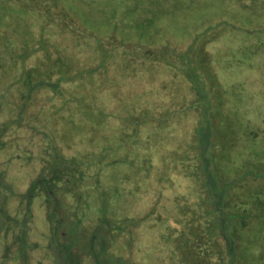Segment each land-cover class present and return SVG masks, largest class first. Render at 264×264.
I'll list each match as a JSON object with an SVG mask.
<instances>
[{
  "label": "rangeland",
  "instance_id": "374dc122",
  "mask_svg": "<svg viewBox=\"0 0 264 264\" xmlns=\"http://www.w3.org/2000/svg\"><path fill=\"white\" fill-rule=\"evenodd\" d=\"M208 29L226 33L210 50L220 77L242 82L226 87L233 108L263 119L264 70L253 74L244 60L257 49L264 56V0H0V264H228L213 217L217 247L195 252L200 241L214 240L195 221L213 205H202L194 158L198 116L182 103L195 96L168 67L180 62V50H164L186 48L179 46L189 34ZM250 38L244 45L252 51L225 42ZM229 59L233 66L223 70ZM194 68L189 72L202 70L212 87L214 140L227 144L243 131L247 141L242 151L250 159L236 156L241 169L227 159L222 174L264 177V124L235 112L225 120L229 101L211 68ZM71 76L76 83H68ZM96 108L109 117L98 119ZM146 113L150 118L128 122ZM62 168L78 173V184L72 194L59 191L62 222L54 236L44 196L33 200L29 224L22 198L40 174ZM257 190L264 193V185ZM254 219L236 249L246 264H264V211ZM22 220L29 226L23 235Z\"/></svg>",
  "mask_w": 264,
  "mask_h": 264
},
{
  "label": "trees",
  "instance_id": "16d2710c",
  "mask_svg": "<svg viewBox=\"0 0 264 264\" xmlns=\"http://www.w3.org/2000/svg\"><path fill=\"white\" fill-rule=\"evenodd\" d=\"M224 23L227 24L225 21ZM209 30V29H208ZM204 30L200 33H197L196 35L189 34L188 38L182 42V45L179 47H186V48H178L176 45L170 46L167 49H164L168 53L176 52L175 54L179 53L181 54L180 62L177 60L172 59V61L168 64V67L170 68L171 72H174V74H177L179 79H185L189 85L187 87H190V89L193 92V95L195 96L194 99H190L187 101L183 98V105H186V111L190 112L191 110H194V112L197 113L198 116V129L196 130V139H195V148H194V158L198 160V164L196 166V169L199 170V172L202 174V181H199L200 190L202 191V205L204 202H212L213 207L211 206L209 211L205 210V207L199 212L197 218H195V221L198 222L197 226H202L206 229H208L207 233L209 238L213 240L211 243L212 245H208V241L202 242L200 241L198 250H195L196 253H203L207 254L206 252H209L207 246H214L217 247L215 244V237L211 234L212 228L214 230V227L210 226V217H213L214 222H218L220 225V235H222V239L226 246V253L228 254L229 261L228 264H246V260H242L243 254L241 253V250H237V240L238 237L241 236L243 239H245V234L247 230L249 229V225L254 224V216L255 212L257 211H264V193L260 194L261 190H257V188L261 185H264V177H252L250 175H244L239 171L233 172L231 169H229V175L222 174L221 168L222 163L229 160L232 162L231 164H234L238 168L241 169V165L239 161L237 160V157L244 158L245 160L250 159L248 156H245L242 150V146H245L247 141H242L241 137L244 136L243 131L241 132L239 138L236 137V140L233 139V141H228L227 144L225 142L221 141H215L214 135L211 133L214 129V124L212 122V115L213 112L208 107H212L214 103V98L212 102V96H214L211 92V89H209V81L204 79V76L201 73V71H198L199 74L192 75L189 72V67H192L194 70V66L198 65L199 69H202L203 65L206 63L211 68V75L212 78L215 79L217 84L222 90L223 93V99L227 101L229 104L228 108L224 109V116L225 120H229L232 115H234L231 112H235V116L237 114L243 115L244 120L246 123H251L253 121H259L262 124H264V118L259 119V115L257 118H254L249 112L248 108L242 111L240 109L239 111L235 110L233 108V104L230 102V97L227 95V88L228 86L234 84H241L242 82H239L237 80L227 82V80L220 77L221 73L218 71V65L217 61L214 60L215 55L212 54L210 51L211 49L215 51L219 48V39L224 38V34H226L224 31L216 33L217 31H211V30ZM221 34V35H220ZM251 41H253L251 38L247 41L243 40L240 41L239 45H233V41L225 40L229 45H232V47H237V49L242 48L245 46L244 44H249ZM261 44L264 45V42H261ZM231 47V48H232ZM246 47V46H245ZM249 50L253 49L252 47L248 46L246 47ZM177 49V50H176ZM152 50V49H150ZM178 50H180L178 52ZM220 51V50H219ZM237 51V50H235ZM252 51V50H251ZM264 54V52H263ZM258 49L255 50V53L252 57L245 59L249 64V70L253 72V74H257L260 70H264V56H260ZM175 62V63H174ZM179 62L181 64V67L178 68L175 66ZM242 61H239V64ZM227 65L229 67H227ZM233 66V61L230 59L228 62H223L222 69L224 70L225 67L229 69ZM263 66V69H262ZM186 69V71H185ZM185 72L186 75H183L182 72ZM188 71V72H187ZM188 74H187V73ZM219 73V74H218ZM192 75V76H191ZM89 80L80 81L79 84H88ZM69 84L76 83V79L72 76L68 79ZM182 83V82H181ZM183 86H185L184 83H182ZM55 90L59 88V86L53 84L52 85ZM35 89V88H34ZM203 90V91H202ZM182 90L178 89V92ZM211 93V96H210ZM206 104V105H205ZM210 105V106H209ZM92 113L93 108L91 106H88L85 108ZM95 108V106H94ZM97 111L94 109V115L100 114V120L104 121L105 118L109 117L107 114L103 112V110L96 108ZM233 110V111H231ZM98 113V114H97ZM147 114V113H146ZM188 113H186L187 115ZM88 120L91 119V115H87ZM94 116V117H95ZM147 116L150 118V114L144 115V116H135L132 117V119H128L131 125H134V123H137L139 121H142L147 118ZM13 121V120H12ZM96 122V121H95ZM259 123V125L261 124ZM160 126H162L161 123H159ZM229 125V124H228ZM229 128V126H228ZM219 136L226 140V133L223 130H219ZM125 135V134H124ZM126 137V136H125ZM129 139L128 137H126ZM227 142V140H226ZM224 150V151H223ZM227 152L230 154L228 155ZM231 152H234V157L231 156ZM229 156V157H228ZM245 156V157H244ZM183 157V156H182ZM185 158V157H184ZM228 159V160H227ZM50 161V160H49ZM48 161V163H49ZM144 161V159H143ZM145 161H148L145 159ZM151 161V160H149ZM47 163V164H48ZM87 163V162H85ZM227 163V162H226ZM46 164V165H47ZM72 167V166H71ZM233 168V167H232ZM234 169V168H233ZM45 170V166L43 168V173ZM73 170V167H72ZM40 174L38 179L35 181V183L32 184L31 188L26 192V194L23 195V198L25 200V203L28 204L29 208H27L30 211L26 212V215L23 220L28 222L29 219L33 218V213L31 211V205L33 203V200H36L37 197L44 196V203L48 204V207L46 208V211L48 213V221L49 217L52 219H56L55 224L53 226L52 234L54 236H58L60 233V225L62 220L57 216L56 210L58 208V204L60 203L61 199L59 196V191L61 189L65 193H71L75 191V184H78L76 177L78 173L75 175L71 174L72 172L68 173V171L65 169H57L54 171L53 174L50 175L48 178L44 174ZM60 182L62 184H59ZM257 186V187H255ZM243 188L249 189L250 193L247 195L242 194ZM244 189V190H245ZM241 190V191H239ZM80 193V192H79ZM57 201V203L55 202ZM195 202V201H194ZM24 204V203H23ZM195 206L199 208L198 203H195ZM193 217V216H192ZM191 217V218H192ZM8 221H14L12 217L6 216ZM236 218V219H234ZM22 220V226L20 225V234L28 233L29 226L28 224L30 222L25 223ZM232 220L235 222L232 224ZM27 224V226H26ZM212 227V228H211ZM199 232L201 231L200 228ZM11 229H9L10 231ZM205 231V232H206ZM215 232V230H214ZM243 235V236H242ZM61 245V244H60ZM26 246V245H25ZM63 247V245H61ZM241 248H243V244L240 243L239 245ZM24 246H22L23 248ZM203 247V250L202 248ZM25 248V247H24ZM23 248V249H24ZM71 245L68 246L69 252L68 255L70 256L71 251ZM252 248V255L255 256L256 251L255 247ZM212 257V261H213ZM73 264V263H71ZM205 264H211L205 263Z\"/></svg>",
  "mask_w": 264,
  "mask_h": 264
}]
</instances>
